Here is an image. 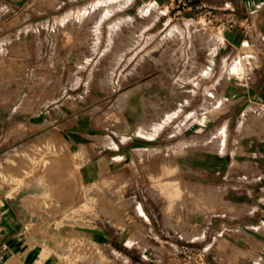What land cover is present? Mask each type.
<instances>
[{"label": "crops", "instance_id": "1", "mask_svg": "<svg viewBox=\"0 0 264 264\" xmlns=\"http://www.w3.org/2000/svg\"><path fill=\"white\" fill-rule=\"evenodd\" d=\"M162 1L122 3L126 11L139 3L143 18L157 14L136 34L140 42L129 41L127 30L125 42L118 43V33L104 29L114 14L106 11L96 20L94 43L87 49L109 54L112 84L122 77V70L114 69L127 67L136 57L161 54L158 66L172 73L126 80L143 88L141 115L127 113L123 120L110 110L105 117L101 110L71 106L62 92L39 99L29 94L27 102V93L0 90V264H74L84 253L76 243L90 245V257H104L108 264H182L172 254L180 243L205 248V264H264V128L227 121L213 126L210 121L204 129H191V134L205 130L208 145L222 148L221 170L209 172L219 188L221 182L236 183L237 200L225 205L221 191L207 209L199 210L196 182L185 194L188 207L179 201L177 210V114L183 108L177 109L174 86L197 85L183 93L185 100L199 101L190 115H225L241 101L246 102L238 106L242 113L264 111V0H191V10L175 14L169 7L159 10L161 4L168 6V0ZM123 15L120 20L128 22L131 14ZM202 30L214 31L208 46L189 40ZM239 53L254 63L235 61ZM229 55L234 59L226 62ZM189 61L194 71L205 68V73L184 74L178 81L177 68L187 69ZM229 64L237 71L242 65L244 77L227 76ZM153 84L156 89L149 91ZM167 84L173 87L167 89ZM205 84L245 87L222 92V102L213 105L209 99L215 91L203 94L199 85ZM219 106L222 111H215ZM87 193L109 197L116 207L108 219L98 207L86 218L79 201ZM122 201L126 205L119 217ZM138 231L140 239L134 234ZM91 258L88 264H94Z\"/></svg>", "mask_w": 264, "mask_h": 264}, {"label": "rangeland", "instance_id": "2", "mask_svg": "<svg viewBox=\"0 0 264 264\" xmlns=\"http://www.w3.org/2000/svg\"><path fill=\"white\" fill-rule=\"evenodd\" d=\"M122 3L124 0H0V90L9 91L12 87L16 91L27 93L25 96L27 102L30 101L29 94H37L39 99L51 92H62L69 99L71 106L101 110L100 113H106L105 117H108L110 110L117 111L123 120L126 119L127 113L141 115L145 107V101L140 95L143 88L140 84L127 83L126 80L143 73L155 76L159 71H165L167 75L172 73L170 68L164 70L162 66H158L161 64L159 59L161 54L149 53L142 59L136 57V60L127 67L114 69L122 70V77L120 82L112 84L113 69L109 67V54H94L87 50L94 43L96 30L94 25L102 13L113 11V16L106 19L103 25L105 31L112 30V33H118L116 40L118 43L125 42L127 30L130 33L129 41L137 40L136 34L157 15L153 12L143 18L141 12L137 10L139 3L129 5L127 11L122 8ZM167 7L170 8L169 5L161 4L158 9L166 10ZM125 12L131 14L128 22L120 20ZM116 17L119 21H115ZM198 22L202 24L203 20L200 19ZM213 32L202 30L199 32V38L191 35L189 40L193 43L202 42L208 46L206 40ZM138 56L140 57L141 53ZM232 59L233 55H229L226 62ZM239 59L241 62L245 60L246 63H254V60H249L245 53L236 54L235 61ZM173 61L174 58L171 56L170 63ZM95 62H98L96 66ZM192 64L193 61H189L187 69L177 68L178 81L184 74L192 77L205 73V68H200L198 72L194 71L191 68ZM226 73L227 76L244 77L242 65L238 71L237 66L227 68ZM165 86L167 89L173 87L171 84ZM174 86H177V109L183 108V112L177 114V210L179 201L188 207L185 194L196 182L199 210L207 209L209 201L219 196L221 191H225V205L233 204L237 200L238 189L234 186L236 183L221 182L219 188L217 187L219 181L213 180L209 172L212 169L221 170L222 148L208 145L205 130L198 134H191L190 130L195 129L197 125L204 129L210 121H213V126H220L227 121L231 126L247 124L264 128V111L242 113L238 106L246 102L241 101L236 109H231L225 115H190L188 112L196 108L199 101L185 100L183 93L196 89L197 85L182 83ZM199 86L205 95L209 89L215 91L213 102L209 99L213 105L222 102L220 100L222 92L238 93L245 87L244 84ZM156 87L157 84L151 85L149 91L155 90ZM213 91H209V96L214 95ZM225 102L227 103V100ZM222 109L223 107L219 106L215 111ZM105 119L103 116V120ZM166 185H169L168 180ZM90 189L87 186V192L92 191V187ZM108 199L109 197L105 195L95 197L93 193H87L80 196L79 205L87 219L92 218L95 207L101 208L102 216L108 219L113 213L112 209L115 210L116 207L111 205ZM125 205L126 202L123 201L118 204L119 217L120 210L125 208ZM122 227L125 228L124 223ZM140 232L134 233L139 235V239L142 236Z\"/></svg>", "mask_w": 264, "mask_h": 264}, {"label": "built area", "instance_id": "3", "mask_svg": "<svg viewBox=\"0 0 264 264\" xmlns=\"http://www.w3.org/2000/svg\"><path fill=\"white\" fill-rule=\"evenodd\" d=\"M168 5L170 9H175L174 14L180 9H185L189 11L192 9L193 4L191 0H168ZM201 8V6H200ZM203 17L208 15V12L203 8ZM80 248L83 249V256L79 259L77 258L73 263L74 264H84L89 262L90 256H93L94 249L88 244H77ZM173 257L180 261L182 264H205L206 250L203 247H196L188 243H180L175 246L172 251ZM85 257V259H84ZM92 259V258H91ZM94 264H108L109 261L105 259H99L97 261L91 260Z\"/></svg>", "mask_w": 264, "mask_h": 264}, {"label": "bare ground", "instance_id": "4", "mask_svg": "<svg viewBox=\"0 0 264 264\" xmlns=\"http://www.w3.org/2000/svg\"><path fill=\"white\" fill-rule=\"evenodd\" d=\"M231 63H232V62H231ZM232 67H235V65L229 64L228 68L231 69ZM210 92H212V91H210Z\"/></svg>", "mask_w": 264, "mask_h": 264}]
</instances>
